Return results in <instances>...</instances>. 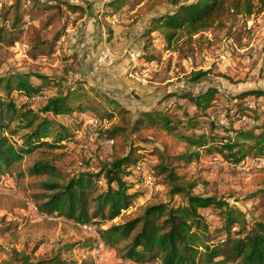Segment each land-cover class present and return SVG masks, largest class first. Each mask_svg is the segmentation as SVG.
I'll list each match as a JSON object with an SVG mask.
<instances>
[{
  "label": "trees",
  "instance_id": "1",
  "mask_svg": "<svg viewBox=\"0 0 264 264\" xmlns=\"http://www.w3.org/2000/svg\"><path fill=\"white\" fill-rule=\"evenodd\" d=\"M103 1L104 15L108 16L130 9L132 0ZM160 2L146 0L142 7L152 11ZM170 2L173 9L151 18L149 28L150 35L166 29L164 38L169 43L180 32L196 35L213 28L231 11L251 14L257 7L255 0ZM257 4L264 6V0H257ZM86 12L84 6L68 0H5L0 10V46L22 43L34 59L51 58L64 35L67 13L79 14L80 20ZM26 17L38 18V25L31 23L26 27ZM76 58L75 55L73 60ZM207 75L208 72L195 73L192 81L200 84ZM31 78L39 83H32ZM65 81L42 74L0 77V175L17 167L15 183L41 215L95 227L96 244L91 240L70 244L64 248L66 254L79 246L95 248L93 245L101 244L113 249L121 259L136 264H264V176L258 178L261 188L254 195L262 213L260 220L251 225L236 207L215 197L194 194L195 185L186 181L187 167L205 155H219L235 164L264 155V110L251 108L246 101L264 97L262 90L244 91L230 99L234 118L225 129L214 121L204 126L200 115H181L167 107L151 108L131 119L129 110L89 85L85 77L78 76L66 87ZM49 89L52 94L41 101L39 109L34 108L32 98ZM216 94L215 89H210L183 98L198 112H206ZM75 111L92 113L94 119L106 122L109 126L99 136L112 140L115 149L118 143L130 138L131 141L125 154L115 153L111 163L98 172H79L62 181L54 163L64 158L66 145L75 139V133L58 117ZM245 117L254 123L249 128L235 127L234 123ZM148 135L159 145L151 149L141 146ZM149 157L156 158L150 174L168 187L169 201H144L130 211L147 193L133 170ZM28 207L26 201L0 193V211L13 214ZM209 207L217 211L218 226H212L201 213ZM2 221V230L10 231L15 226L6 225L5 218ZM56 226L55 221H45L34 227L51 230ZM235 227L237 232L233 234ZM35 252L11 247L5 255L0 244V264H93L90 258L78 262L72 255L36 256Z\"/></svg>",
  "mask_w": 264,
  "mask_h": 264
},
{
  "label": "rangeland",
  "instance_id": "2",
  "mask_svg": "<svg viewBox=\"0 0 264 264\" xmlns=\"http://www.w3.org/2000/svg\"><path fill=\"white\" fill-rule=\"evenodd\" d=\"M42 1L50 3L54 0ZM68 1L84 6L87 12L80 20L79 14L67 13L65 32L53 56L34 59L22 43L14 46L2 44L0 77L42 74L66 79V87L82 76L100 93L129 110L131 119L151 108L167 107L181 115L183 112L200 115L204 126L214 121L225 129L229 128V121L234 118L230 99L248 90L264 92V6L258 5L257 0V7L251 14L231 11L213 28L196 35L180 32L171 43L164 38L166 29L151 35L149 32L151 18L173 9L170 0H161L152 11L142 7L146 0L140 4L132 0L128 5L130 9L108 16L104 15L103 0ZM4 4L5 0H0V10ZM26 20V27L39 23L38 18L26 17ZM106 48L111 52V61L98 65V57ZM75 55L77 58L73 60ZM198 72H208L200 84L192 81L193 75ZM31 79L32 83H39ZM210 89H215L217 94L206 112H198L183 98L186 94L198 95ZM52 90L45 92L50 95ZM246 101L251 108L264 110V97H250ZM42 105L43 102L38 100L32 102L36 109ZM58 119L75 133L76 143L73 147H70L71 141L67 143L66 155L54 163L62 181L79 172H98L103 165L111 163L115 153L125 154L128 150L131 138L118 143L115 149L114 143L107 144L105 138L99 136L101 130L109 125L94 119L92 113L75 111ZM252 121V118L245 117L234 125L249 128ZM145 138L147 142L141 143V146L151 149L159 145L152 135ZM155 164L156 158L149 157L147 161H141L139 169L134 172L135 177L142 180L147 193L131 206L130 211L144 201L150 204L169 201L168 187L150 174ZM17 170L13 167L0 175V193L12 194L26 201L29 207L25 211L15 210L13 214L0 211V228L2 218L6 219V225L15 223L10 231L0 229V244L3 247L27 252L36 250V256L61 254L66 258L72 255L78 262L90 258L93 264H136L121 259L113 249L101 244L93 245L95 248L79 246L66 254L64 248L70 244H84L89 240L96 244L98 233L95 227L63 217L40 215L24 190L16 185ZM187 172L186 181L195 185L194 194L215 197L236 207L242 212L247 225L260 220L262 210L257 205L259 199L254 195L261 188L257 180L264 176V155L248 157L236 164L219 155H205L187 167ZM215 212L212 207L201 211L212 226L220 224ZM45 221H55L57 226L51 230L34 227L36 223ZM237 228L233 229V234Z\"/></svg>",
  "mask_w": 264,
  "mask_h": 264
},
{
  "label": "built area",
  "instance_id": "3",
  "mask_svg": "<svg viewBox=\"0 0 264 264\" xmlns=\"http://www.w3.org/2000/svg\"><path fill=\"white\" fill-rule=\"evenodd\" d=\"M111 52H110V50L109 49H104L103 51H102V53H101V55L98 57V65H102V64H105V63H107L108 61H111ZM49 96V94H46V92H44L42 95H40V96H36V97H34V98H32V101H34V100H38V101H44L47 97ZM252 123H254V121H252ZM105 142L107 143V144H109V143H111V145H113V141L112 140H105ZM76 143H75V140H73V141H71L70 142V147H73L74 145H75ZM84 148H85V146H84ZM139 168H138V166L136 167V170L135 171H133V172H136L137 170H138ZM138 201H141V200H138ZM41 215V214H40ZM54 220V219H53ZM84 226H86V225H84ZM3 249H4V254L5 255H8L10 252H11V248L9 247H6V246H4L3 247Z\"/></svg>",
  "mask_w": 264,
  "mask_h": 264
}]
</instances>
